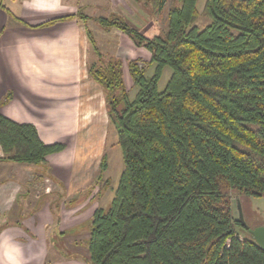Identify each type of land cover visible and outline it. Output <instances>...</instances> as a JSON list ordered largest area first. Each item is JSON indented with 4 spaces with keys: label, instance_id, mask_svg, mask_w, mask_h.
<instances>
[{
    "label": "trees",
    "instance_id": "16d2710c",
    "mask_svg": "<svg viewBox=\"0 0 264 264\" xmlns=\"http://www.w3.org/2000/svg\"><path fill=\"white\" fill-rule=\"evenodd\" d=\"M196 1L172 0L165 30L152 36L118 14L93 18L150 54L151 76L141 59L126 60L132 98L124 62H104L87 31L98 57L88 73L104 90L123 162L108 208L92 213L87 264H264V249L232 213V193L264 196V0H205L202 29ZM0 148L11 161L39 164L63 144L0 114ZM106 167L103 156L97 182L108 183Z\"/></svg>",
    "mask_w": 264,
    "mask_h": 264
},
{
    "label": "crops",
    "instance_id": "0c3cea01",
    "mask_svg": "<svg viewBox=\"0 0 264 264\" xmlns=\"http://www.w3.org/2000/svg\"><path fill=\"white\" fill-rule=\"evenodd\" d=\"M125 7L123 0H0V114L33 124L46 144H63L39 164L11 161L0 148V264H87L90 219L111 201L119 154L112 155L119 146L117 136L109 142L115 130L104 90L88 73L98 57L87 31L102 55L96 34H113L102 42L125 67L122 46L150 58L122 31L93 20L124 18ZM103 156L108 183L97 182Z\"/></svg>",
    "mask_w": 264,
    "mask_h": 264
},
{
    "label": "rangeland",
    "instance_id": "374dc122",
    "mask_svg": "<svg viewBox=\"0 0 264 264\" xmlns=\"http://www.w3.org/2000/svg\"><path fill=\"white\" fill-rule=\"evenodd\" d=\"M123 1L124 4L127 3V7L124 8V19L128 24L140 29L144 34L148 36L163 33V31L166 28L167 10L169 5L172 3V0H165L164 7L159 11L155 10L151 5H145L143 2H136L135 0H127V1L123 0ZM204 3L205 0L196 1V7L200 15L195 24L199 29H202L205 26V24L209 22V19L206 16L202 15L201 13ZM93 12H96L97 14L98 10L93 9L92 11H88V13L90 14H92ZM88 25L90 26V29L93 30V27L89 22ZM96 36L98 37V41L100 42L99 48L103 50L104 55H102L103 57L102 59L104 60V62L107 61L108 57H111L110 54H113L112 57H115L114 56L115 48L112 47L110 50H106L108 47H110V45H112L111 42L110 45L109 44L106 45L105 42H102L103 40L107 42L108 39L109 41H111L113 34L100 33V34H96ZM93 49L92 51H94ZM121 49L124 54L123 57L125 60L130 59L132 58V56L136 55V58L142 60L141 66L145 68V75L146 76L152 75L153 65L148 64L149 57L145 54V52L137 51V53L136 52L133 53V51H131V44L129 46H122ZM91 53H92L91 54L92 58L97 56L95 52H91ZM124 70H125L124 73L125 85L129 90V97L132 98L135 95L137 88L133 87L131 84V80L128 76V72L125 67V63H124ZM170 74H171V68L169 66H165L163 68L162 75L158 81L159 90H162L164 88ZM115 136H116L115 131L111 132L109 137V142H112L115 139ZM116 152L119 153L118 158L117 161L113 164L112 171L110 173L112 177V185L117 184L118 174H119L118 171L123 168V162L120 155L119 147H117L115 150L112 151V155L115 154ZM109 204L110 203L104 205V209H107ZM239 209L242 213L243 221L249 228H254L255 226L264 225V196H244V195H237L236 193H232V213L235 218H237L239 215ZM237 234L239 238L249 237L248 233L241 230L240 228L237 229ZM81 253L86 254V251L82 250Z\"/></svg>",
    "mask_w": 264,
    "mask_h": 264
},
{
    "label": "water",
    "instance_id": "95a60500",
    "mask_svg": "<svg viewBox=\"0 0 264 264\" xmlns=\"http://www.w3.org/2000/svg\"><path fill=\"white\" fill-rule=\"evenodd\" d=\"M238 220L240 221L241 225H243L248 230V232L251 234L256 244H258L262 249H264V225H259V226H255L254 228H249L243 221V216L240 209H239Z\"/></svg>",
    "mask_w": 264,
    "mask_h": 264
}]
</instances>
